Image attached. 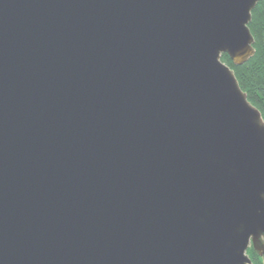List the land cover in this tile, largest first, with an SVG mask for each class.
I'll return each mask as SVG.
<instances>
[{
	"label": "water",
	"instance_id": "95a60500",
	"mask_svg": "<svg viewBox=\"0 0 264 264\" xmlns=\"http://www.w3.org/2000/svg\"><path fill=\"white\" fill-rule=\"evenodd\" d=\"M260 1L0 0V264L251 263Z\"/></svg>",
	"mask_w": 264,
	"mask_h": 264
},
{
	"label": "trees",
	"instance_id": "16d2710c",
	"mask_svg": "<svg viewBox=\"0 0 264 264\" xmlns=\"http://www.w3.org/2000/svg\"><path fill=\"white\" fill-rule=\"evenodd\" d=\"M251 19L249 28L255 41V54L243 64L234 63L228 53L223 54L222 61L231 66L239 85L264 117V0L256 4Z\"/></svg>",
	"mask_w": 264,
	"mask_h": 264
},
{
	"label": "flooded vegetation",
	"instance_id": "af4514ba",
	"mask_svg": "<svg viewBox=\"0 0 264 264\" xmlns=\"http://www.w3.org/2000/svg\"><path fill=\"white\" fill-rule=\"evenodd\" d=\"M263 246H264V237H263ZM249 248L247 250V254L251 259L250 264H256L258 262L263 263L264 262V247L263 248H257V246H254L253 241L251 240L249 244Z\"/></svg>",
	"mask_w": 264,
	"mask_h": 264
},
{
	"label": "rangeland",
	"instance_id": "374dc122",
	"mask_svg": "<svg viewBox=\"0 0 264 264\" xmlns=\"http://www.w3.org/2000/svg\"><path fill=\"white\" fill-rule=\"evenodd\" d=\"M263 264H264V262H263Z\"/></svg>",
	"mask_w": 264,
	"mask_h": 264
}]
</instances>
